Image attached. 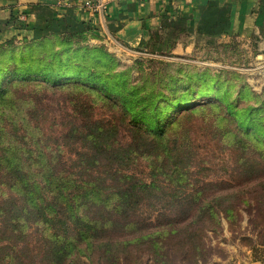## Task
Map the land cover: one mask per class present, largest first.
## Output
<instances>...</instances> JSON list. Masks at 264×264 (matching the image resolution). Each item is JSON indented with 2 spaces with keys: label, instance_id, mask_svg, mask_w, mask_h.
Masks as SVG:
<instances>
[{
  "label": "rangeland",
  "instance_id": "1",
  "mask_svg": "<svg viewBox=\"0 0 264 264\" xmlns=\"http://www.w3.org/2000/svg\"><path fill=\"white\" fill-rule=\"evenodd\" d=\"M68 33L73 36L0 46V88L10 90L5 103L17 106L7 113L14 121L21 110L30 112L28 120L32 116L31 129L19 139L33 146L32 160H49L52 178L95 181L102 189V181L117 186L116 172L134 176L151 186L140 212L154 225L171 209L236 207L237 226L221 220V229L195 238L208 249L206 261L189 264H264V36L254 30L197 33L184 37L190 46L174 52L162 36L131 49L94 34ZM66 64L74 73L57 87L38 73ZM75 64L89 72L80 75ZM101 71H109L103 78L114 92L98 89L97 81L105 79L94 81L92 74ZM8 137L0 135V264H40L50 231L35 217L23 222L18 213L2 162L16 142ZM165 236L154 237L159 246ZM132 243L123 248L129 245L137 259L126 264H149L148 246ZM209 244L221 249L211 261Z\"/></svg>",
  "mask_w": 264,
  "mask_h": 264
},
{
  "label": "trees",
  "instance_id": "2",
  "mask_svg": "<svg viewBox=\"0 0 264 264\" xmlns=\"http://www.w3.org/2000/svg\"><path fill=\"white\" fill-rule=\"evenodd\" d=\"M26 11L18 13L26 15ZM11 15L10 21H17V17ZM15 27V26H14ZM17 32L11 38L0 42V46L13 44L17 40L27 43H41L49 37L67 38L70 33L62 35H50L41 38L34 37L33 30L27 27H16ZM85 38L87 33H82ZM83 36V38H84ZM99 49H96L97 51ZM101 51V50H100ZM109 58L108 55L101 53ZM60 59V57H59ZM71 61V59H68ZM60 65V62L58 64ZM77 65V64H75ZM64 70H52V67L41 70L42 77H50L52 86L59 82L63 76L74 73L71 64L64 65ZM62 66V67H64ZM79 74L89 72V68L82 70ZM109 71L93 73V80L97 81L100 91L112 93L107 83V77L103 78ZM96 89L97 84L92 85ZM10 90L0 88V135L9 138L12 135L16 142L5 150L4 175L8 176L7 186L11 193L16 196L18 213L22 221L26 222L32 217L34 221L46 225L50 231L48 239L50 243L44 252L40 264H126L133 258L129 251V243L141 242L148 247L151 262L149 264H189L191 261H206L208 249L202 239L196 245L195 238H201L206 231L215 232L221 229V220L230 226H237L241 213L236 207H225L220 203L210 207L209 210L188 208L187 210L171 209L161 212L158 224L154 225L149 220L142 218L140 205L146 200L151 192L150 185L136 180L134 176L116 172L117 186L110 185V182H103V189L95 181L72 182L66 178H52L47 175L49 160L34 159L32 147L23 142L31 129V118L28 120L29 111L17 115L14 121V114L7 113L9 107L16 109L14 101L5 103L4 95ZM14 133V134H13ZM19 139H23L20 141ZM27 145V146H26ZM24 158V160H23ZM97 179V178H94ZM129 182H126L128 181ZM133 182V183H132ZM108 188V190H106ZM258 211V210H257ZM251 216L249 223L256 226L258 212ZM177 222H186L177 226ZM195 224V226H194ZM153 233H148L150 228ZM256 229L255 227H253ZM140 235L137 240H121L130 236ZM159 246L154 237L164 236ZM165 239V240H164ZM176 239V240H173ZM124 244H129L123 248ZM83 245V249L81 246ZM221 249L209 244V261L213 255L221 256ZM214 252V253H211ZM184 261V262H183ZM210 263V262H209Z\"/></svg>",
  "mask_w": 264,
  "mask_h": 264
},
{
  "label": "crops",
  "instance_id": "3",
  "mask_svg": "<svg viewBox=\"0 0 264 264\" xmlns=\"http://www.w3.org/2000/svg\"><path fill=\"white\" fill-rule=\"evenodd\" d=\"M83 1L0 0V42L21 26L32 29L36 38L82 31L131 49L156 44L162 36L163 46L174 52L190 46L184 37L197 33L254 30L264 36V0H92L105 7L96 11L86 10ZM23 11L26 15L18 16ZM11 15L18 16L14 23Z\"/></svg>",
  "mask_w": 264,
  "mask_h": 264
},
{
  "label": "built area",
  "instance_id": "4",
  "mask_svg": "<svg viewBox=\"0 0 264 264\" xmlns=\"http://www.w3.org/2000/svg\"><path fill=\"white\" fill-rule=\"evenodd\" d=\"M82 6L86 9V10H91V11H96V10H101L103 8H105L103 5H101L100 3H94L92 0H85L82 3Z\"/></svg>",
  "mask_w": 264,
  "mask_h": 264
}]
</instances>
